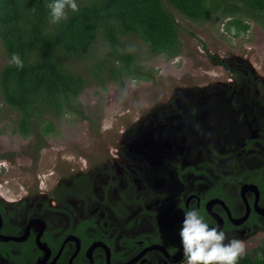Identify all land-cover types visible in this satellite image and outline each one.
<instances>
[{
  "label": "rangeland",
  "instance_id": "rangeland-1",
  "mask_svg": "<svg viewBox=\"0 0 264 264\" xmlns=\"http://www.w3.org/2000/svg\"><path fill=\"white\" fill-rule=\"evenodd\" d=\"M175 18L181 49L174 57L151 56L137 35L127 38L143 56L141 63L149 80L128 77L100 83L89 74L88 58L65 57V65L84 75L88 85L77 99L80 112L55 118L56 131L37 152L33 137L11 131L17 113L0 101V190L6 197L22 196L27 208L35 209L34 215L44 207L38 202L41 194L53 188L58 192L66 186L72 188L73 179L80 176L89 181L98 198L91 207L94 213L103 205L104 188L110 187L116 199L134 183L145 201L143 207L156 215L147 216L137 226L135 218L142 214L137 205L120 225L111 213V225L129 236L159 228L173 232L180 242L181 205L187 192L197 189L202 195L213 184L211 175L216 177L207 165L206 175L185 179V166L202 169L201 163L207 160L212 165L224 164L232 154L251 167L264 161L260 142L264 129V29L250 21L245 36L232 38L223 30L219 16L204 24L177 13ZM5 62L0 44V70ZM139 144L147 146L140 150L146 157L153 150L158 167L149 169L151 161L137 155ZM135 166L143 170L135 172ZM57 203L48 205L55 208ZM70 203L78 215L85 216L82 204ZM45 214L55 228H65L69 222L63 213ZM234 229L229 233L226 222L227 235L238 238L246 252L264 239V221L251 229L244 224ZM0 264H6L2 258ZM173 264H186L185 258Z\"/></svg>",
  "mask_w": 264,
  "mask_h": 264
},
{
  "label": "trees",
  "instance_id": "trees-1",
  "mask_svg": "<svg viewBox=\"0 0 264 264\" xmlns=\"http://www.w3.org/2000/svg\"><path fill=\"white\" fill-rule=\"evenodd\" d=\"M79 5V12L53 25L45 0H0V44L6 57L0 101L17 113L11 131L32 136L37 149L56 131L55 118L80 112L77 99L88 81L65 65V57L88 58L89 74L100 83L149 80L143 56L127 38L137 35L151 56H176L181 48L175 13L197 24L219 16L232 38L245 36L250 21L264 29V0H79ZM14 52L25 61L22 69L7 65ZM83 223L76 229L82 239L90 221ZM238 264H264V239Z\"/></svg>",
  "mask_w": 264,
  "mask_h": 264
},
{
  "label": "flooded vegetation",
  "instance_id": "flooded-vegetation-1",
  "mask_svg": "<svg viewBox=\"0 0 264 264\" xmlns=\"http://www.w3.org/2000/svg\"><path fill=\"white\" fill-rule=\"evenodd\" d=\"M261 135L260 142L264 145V129ZM137 147V155L151 161L149 169L158 167L152 155L153 150L150 157H146L140 154V150H147V146L139 144ZM34 148L36 152L41 150L36 146ZM207 161L201 163L204 165L202 169H197L195 165L183 168L182 176L185 179L206 175L207 165L216 173V177L210 174L213 184L202 195L197 189L187 192L181 205L183 209L198 208L201 215L208 216L203 215L206 221L210 219L212 226L223 230L226 222H229V233L238 225L244 224L251 229L264 221V161L251 167L235 154L227 156L224 164L212 165ZM135 169V172L143 170L136 166ZM72 185V188L66 186L59 192L53 188L41 194L43 197L40 196L38 202L43 203L44 207L34 215L35 209L27 208L25 198H8L0 190V243H4L0 246V258L6 264H139L144 261L145 264H173L184 258L180 242L176 241L171 231L155 228L129 236L111 225V213L120 225L137 205L142 207V214L135 218L137 226L147 216L156 215L143 207L145 201L138 194L134 183L131 184L133 188L119 192L116 199L110 187L104 188L103 205L94 213H91V207L98 202V198L93 186L80 176L73 179ZM53 201L58 202L55 208L48 205ZM72 201L82 204L84 217L78 215L70 203ZM48 211L67 215V226L53 227L52 221L44 217ZM83 221H90L85 225L84 239L76 234V229L84 224Z\"/></svg>",
  "mask_w": 264,
  "mask_h": 264
},
{
  "label": "clouds",
  "instance_id": "clouds-1",
  "mask_svg": "<svg viewBox=\"0 0 264 264\" xmlns=\"http://www.w3.org/2000/svg\"><path fill=\"white\" fill-rule=\"evenodd\" d=\"M45 8L48 22L56 25L79 12L80 5L79 0H45ZM24 64L19 53L14 52L7 59V65L16 69H22ZM178 236L186 264H238L246 255L245 245L238 238L210 225L196 207L183 211Z\"/></svg>",
  "mask_w": 264,
  "mask_h": 264
},
{
  "label": "water",
  "instance_id": "water-1",
  "mask_svg": "<svg viewBox=\"0 0 264 264\" xmlns=\"http://www.w3.org/2000/svg\"><path fill=\"white\" fill-rule=\"evenodd\" d=\"M245 216H246V215H245ZM245 216H244V217H245ZM8 238H9V237H7V238H5V239H8Z\"/></svg>",
  "mask_w": 264,
  "mask_h": 264
},
{
  "label": "bare ground",
  "instance_id": "bare-ground-1",
  "mask_svg": "<svg viewBox=\"0 0 264 264\" xmlns=\"http://www.w3.org/2000/svg\"><path fill=\"white\" fill-rule=\"evenodd\" d=\"M181 259V258H180Z\"/></svg>",
  "mask_w": 264,
  "mask_h": 264
}]
</instances>
